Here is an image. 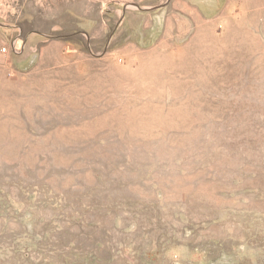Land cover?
I'll return each mask as SVG.
<instances>
[{
    "label": "rangeland",
    "instance_id": "1",
    "mask_svg": "<svg viewBox=\"0 0 264 264\" xmlns=\"http://www.w3.org/2000/svg\"><path fill=\"white\" fill-rule=\"evenodd\" d=\"M0 264H264V0H0Z\"/></svg>",
    "mask_w": 264,
    "mask_h": 264
},
{
    "label": "built area",
    "instance_id": "2",
    "mask_svg": "<svg viewBox=\"0 0 264 264\" xmlns=\"http://www.w3.org/2000/svg\"><path fill=\"white\" fill-rule=\"evenodd\" d=\"M7 52V48L6 47H0V57L5 55Z\"/></svg>",
    "mask_w": 264,
    "mask_h": 264
}]
</instances>
